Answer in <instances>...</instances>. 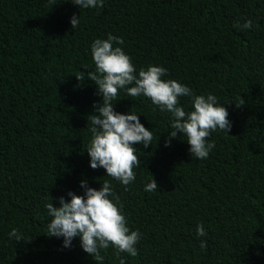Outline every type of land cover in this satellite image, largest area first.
Instances as JSON below:
<instances>
[{
	"label": "trees",
	"instance_id": "obj_1",
	"mask_svg": "<svg viewBox=\"0 0 264 264\" xmlns=\"http://www.w3.org/2000/svg\"><path fill=\"white\" fill-rule=\"evenodd\" d=\"M245 20L253 27H234ZM109 34L123 39L114 46L137 71L164 67L162 79L212 94L227 109L231 130L210 134L206 159L191 157L181 133L165 146L171 114L121 89L114 110L138 114L152 145L135 146L142 165L128 186L89 166L87 117L102 104L87 76L95 71L91 45ZM190 102L179 98L186 111ZM150 175L158 190L145 192ZM105 180L141 238L136 257L109 247L102 264H264V0H104L89 9L0 0V264H96L79 237L64 248L62 237L46 236L45 205L68 201L69 191L83 196L81 181L99 190ZM14 228L23 240L9 238Z\"/></svg>",
	"mask_w": 264,
	"mask_h": 264
},
{
	"label": "clouds",
	"instance_id": "obj_2",
	"mask_svg": "<svg viewBox=\"0 0 264 264\" xmlns=\"http://www.w3.org/2000/svg\"><path fill=\"white\" fill-rule=\"evenodd\" d=\"M71 3L84 9L102 8L104 0H71ZM79 22V16L71 17V28H77ZM234 27L241 30L250 29L253 27V21L245 20L243 24L237 22ZM123 43L122 38L109 34L107 39H96L91 45L95 71L89 72L87 76L88 80L96 85L98 94L102 97V104L94 105V113L87 117L91 121L88 130L92 138L86 152L92 169L103 168L106 176L128 186L136 178L133 169L142 165L136 155L138 149L135 146L143 145L147 148L152 145L153 133L140 123L138 114H121L114 110L113 101H118L116 98L119 90H125L127 96L132 98H149L161 112L170 113L172 131L168 133L165 146H169L171 139L181 133L190 146L192 158L206 159L215 147L214 143L208 142L210 134L218 129L227 134L232 125L228 120L227 109L218 104L214 95H194L186 85L175 80L162 79L168 70L161 66L149 65L146 69L137 71L130 56L121 47L114 46ZM75 77L79 82L85 79V74L81 72ZM181 97H191L190 111L179 106ZM244 103L240 97L235 105L240 107ZM80 186L84 189L83 196L69 191L68 201L59 197L58 206H53L52 202L45 205L51 218L47 223L46 236L62 237L64 248L70 247L73 238L79 237L82 250L90 255L96 264H102L104 256L101 251L106 252L109 247L115 249L116 256L127 253L136 257V245L141 233L130 231L122 214V205L117 206L119 197L112 191L111 183L108 180L103 181L99 190L88 187L84 181H81ZM156 190L158 185L151 176L144 191ZM196 235H207L203 223L196 226ZM8 236L17 242L23 240L15 228ZM206 247V242L202 240L200 248ZM119 264H125V261L120 259Z\"/></svg>",
	"mask_w": 264,
	"mask_h": 264
}]
</instances>
